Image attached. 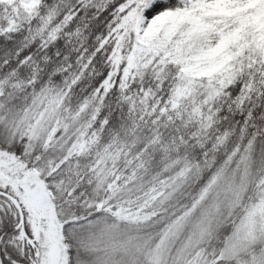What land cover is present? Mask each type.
Here are the masks:
<instances>
[{
  "label": "snow or ice",
  "instance_id": "6c2138e0",
  "mask_svg": "<svg viewBox=\"0 0 264 264\" xmlns=\"http://www.w3.org/2000/svg\"><path fill=\"white\" fill-rule=\"evenodd\" d=\"M0 264H264V0H0Z\"/></svg>",
  "mask_w": 264,
  "mask_h": 264
}]
</instances>
